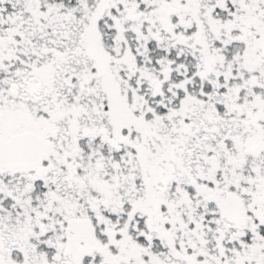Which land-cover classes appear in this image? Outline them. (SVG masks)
Returning <instances> with one entry per match:
<instances>
[{
    "label": "snow or ice",
    "instance_id": "6c2138e0",
    "mask_svg": "<svg viewBox=\"0 0 264 264\" xmlns=\"http://www.w3.org/2000/svg\"><path fill=\"white\" fill-rule=\"evenodd\" d=\"M0 264H264V0H0Z\"/></svg>",
    "mask_w": 264,
    "mask_h": 264
}]
</instances>
